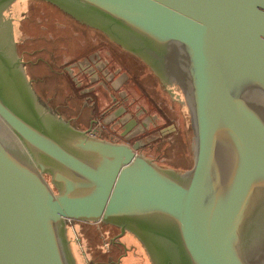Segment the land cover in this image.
Returning a JSON list of instances; mask_svg holds the SVG:
<instances>
[{
  "label": "water",
  "instance_id": "water-1",
  "mask_svg": "<svg viewBox=\"0 0 264 264\" xmlns=\"http://www.w3.org/2000/svg\"><path fill=\"white\" fill-rule=\"evenodd\" d=\"M45 1L117 35L181 90L192 164L159 166L139 142L42 116L31 91L9 96L0 82L12 137L0 135V264H74L75 221L132 233L153 264H264V0ZM0 32L12 82L21 61L9 25Z\"/></svg>",
  "mask_w": 264,
  "mask_h": 264
},
{
  "label": "flooded vegetation",
  "instance_id": "flooded-vegetation-1",
  "mask_svg": "<svg viewBox=\"0 0 264 264\" xmlns=\"http://www.w3.org/2000/svg\"><path fill=\"white\" fill-rule=\"evenodd\" d=\"M54 7L75 19L83 33H88L82 38L77 54L54 70L62 83L70 88L67 102L76 111L70 117V125L112 142H139V152L152 157L159 166L172 167L171 161L164 160V153L169 155L174 147L183 145L188 125L191 130L189 114L183 115L186 105L181 90L155 74L145 59L125 49L117 35L93 28L62 8ZM19 60L22 76L14 78L13 86L15 89L19 87L29 100L28 90L37 98L40 93L34 85L45 82V79H34L30 71L44 60ZM46 63L52 68V60ZM14 68V74L20 72L18 66ZM129 83L135 86L132 96H128L125 89ZM45 177L49 180L48 175Z\"/></svg>",
  "mask_w": 264,
  "mask_h": 264
},
{
  "label": "rangeland",
  "instance_id": "rangeland-1",
  "mask_svg": "<svg viewBox=\"0 0 264 264\" xmlns=\"http://www.w3.org/2000/svg\"><path fill=\"white\" fill-rule=\"evenodd\" d=\"M43 0H14L12 3L8 4L6 8H3L0 12V27L3 29L5 23L9 25V34L11 39V45H14L13 54L15 57L19 59L31 58V59H43L46 61L52 60V68L57 69L59 67L61 57H63V50L60 48L61 46H69L73 45V41L67 43V37L70 34H74L77 37L84 38L88 36V33H83L81 28L74 26L72 17L65 15L63 13H57V11H50L51 5H46L47 2ZM28 2L37 4L43 3V5H27ZM48 4V3H47ZM52 7V6H51ZM62 12V11H60ZM27 18L30 25L26 26L25 22L27 21L24 18L21 26V18ZM56 22L57 24H62V26L56 28L52 23ZM46 24V25H45ZM77 24V23H75ZM78 25V24H77ZM79 26V25H78ZM21 28H24L21 30ZM26 28H28L30 33L29 36H26ZM75 29V30H74ZM80 31V32H79ZM3 32V31H2ZM1 34V32H0ZM53 35V37H52ZM65 35V37H62ZM50 36L52 38H50ZM57 38H56V37ZM67 36V37H66ZM2 39L0 37V51L7 44V41H4L5 44L1 45ZM6 50L5 54L8 55L10 50L4 47ZM25 50H28L26 53ZM56 59V61H55ZM51 69V68H49ZM42 73V72H41ZM129 74H132L131 72ZM31 77L34 79L36 77H42L41 74L35 70L30 72ZM128 75V74H127ZM35 89L40 92V96L37 98H33V102L37 112H39L42 116L49 115L54 118L61 119L64 122H70V117L74 115L76 112L73 108L70 107V103L67 102V96L65 93L60 92L59 94L55 93L52 97V93L48 96L50 99H45L43 91L41 90V83H37L34 85ZM56 87V86H55ZM126 93L128 96H132L135 90V86L131 83L125 87ZM32 92V91H31ZM33 93V92H32ZM31 93V94H32ZM34 97V93L32 94ZM37 104V105H36ZM188 111L186 106L183 108V115H187ZM46 119V117H43ZM70 124V123H69ZM188 125V120L186 122V126ZM186 138L183 145H177L174 147L169 155L164 153V160L171 161L172 164L189 168L192 164V133L190 127L185 129ZM0 135L7 141L12 142V137L8 132L7 128L0 122ZM182 151V152H180ZM180 152V153H179ZM182 154V155H180ZM167 157V159H166ZM169 157V158H168ZM165 161V162H166ZM164 162V163H165ZM170 163V164H171ZM73 223V222H72ZM72 223L70 225H72ZM71 235V232H70ZM72 236V235H71ZM78 236V235H77ZM73 238L74 234H73ZM76 243V241H75ZM142 252V251H141ZM144 256H146L147 261L149 262L150 258L148 257V252L143 250ZM151 261V260H150ZM152 262V261H151Z\"/></svg>",
  "mask_w": 264,
  "mask_h": 264
},
{
  "label": "crops",
  "instance_id": "crops-1",
  "mask_svg": "<svg viewBox=\"0 0 264 264\" xmlns=\"http://www.w3.org/2000/svg\"><path fill=\"white\" fill-rule=\"evenodd\" d=\"M27 5H43V3L39 2L34 4L28 2ZM51 6L49 9L50 11L57 10V13H61V10L55 8L53 4ZM71 19L73 20L74 26L78 27V25L75 24V19ZM20 21L22 26L24 18H21ZM53 23L55 27L62 26V24ZM25 25H30L28 20L25 22ZM22 29L24 28H21V30ZM25 30L26 36H29L30 33L33 32H29L28 28ZM83 39L74 34L69 35L67 43L73 41V45L64 46V48L63 46L60 47L63 50L61 53L64 55L61 57V64L65 63L68 58L74 57L77 54V50L80 48L79 44L81 42L83 43ZM44 61L34 68L35 73L38 71L39 74L42 75V79H45V82L41 83V90L43 91L42 95H44V98L50 99L48 96L51 92H53L52 97H55V93L59 94L60 92L62 93V91L67 98H69L70 88L65 85L64 82L62 83L60 75L56 76L55 69H49L50 67L47 65L46 60ZM73 105L76 106V104ZM171 168L177 171H183V167L174 164H172ZM67 234L74 264H150L143 252H141L146 250V247L135 235L125 232L123 235L119 236V230H117L116 227L111 228L105 225V223L75 221L72 225L68 226ZM73 234L75 239L73 238Z\"/></svg>",
  "mask_w": 264,
  "mask_h": 264
},
{
  "label": "bare ground",
  "instance_id": "bare-ground-1",
  "mask_svg": "<svg viewBox=\"0 0 264 264\" xmlns=\"http://www.w3.org/2000/svg\"><path fill=\"white\" fill-rule=\"evenodd\" d=\"M4 71H5L6 74L5 75L3 73L0 74V82L2 84L3 89L7 91L9 96H11V94H13V89L12 88L14 87L13 86V82L10 81V79L12 77V74L9 73V70L7 72L4 69ZM15 92H16V94H14V95H18L19 96L20 92H17V91H15Z\"/></svg>",
  "mask_w": 264,
  "mask_h": 264
}]
</instances>
